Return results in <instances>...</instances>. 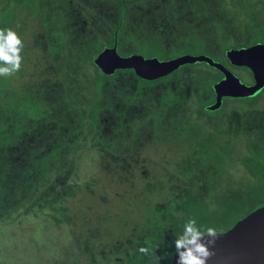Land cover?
Masks as SVG:
<instances>
[{"label":"rangeland","instance_id":"1","mask_svg":"<svg viewBox=\"0 0 264 264\" xmlns=\"http://www.w3.org/2000/svg\"><path fill=\"white\" fill-rule=\"evenodd\" d=\"M17 1L19 3H15L16 5L10 3L9 28L17 32L23 42V62L16 74L0 77V200H7L8 204V201L11 203L27 197L28 201L35 202V206L33 208L29 202L31 207L25 205L24 210L16 208L14 211L10 209L14 205L4 206L0 203V264H69L73 258L79 259L73 243L76 233L82 231L90 235L96 227L100 232L99 248L102 244L108 247L112 241H122L132 230L142 226V215L152 212L159 216L160 213L155 209L161 205H166L164 214L169 213L168 200H173L170 175H176L178 167L185 163L184 161L195 159L201 152L195 143L200 141L197 135L204 128L199 125L178 130L184 125L181 121L182 114L175 118L174 113L169 111L180 108L184 100H189L180 97L183 91L180 89L181 84L175 86L176 91L171 94L173 100L171 95L164 99V110H159L158 113L155 111V116L151 112L158 105L153 100L149 101L150 98H147L145 105L138 103V99L131 101V97L125 100L122 98L130 88L121 80L116 81L113 86L111 82L101 83L98 86V100L94 101L93 98L89 101L81 97L82 95L88 98L89 94L93 95L90 86L94 82L97 69L93 64L95 55H92V51L98 48L100 42L108 41L106 33L113 23L107 28L105 23L111 22V18L112 21L115 20L119 14L118 6L113 2L110 5L109 2L106 4L105 0H82L87 5H94L95 9L91 11L79 0ZM196 1L173 0L170 6L162 7L174 14L175 20L184 28V33H179L180 29L171 31L169 27L168 33H165L164 26L153 28V37L150 39L157 42L136 40L134 46L138 47L132 51H127L126 44H120L118 53L125 56L134 54L146 58L157 57L161 60L168 57L151 54L149 49L169 51L172 53L169 57L203 54L209 47L206 44L209 39V12H219L215 8L217 5L221 6L225 0ZM159 2L161 0H158ZM142 4L144 2L140 5L143 6ZM243 4V0L232 1L234 11L238 13L242 11ZM140 10L135 7L129 15L135 17L141 14ZM151 11L153 15L149 20L157 22L158 18H161L160 13L156 9ZM151 11L144 12L152 13ZM201 12L206 16L202 21L199 18ZM49 13L59 18L54 22L50 21L47 19ZM143 13L138 20L142 31L147 26ZM234 26L238 28L239 22H235ZM128 29H132V26L129 25ZM59 35L61 38L57 40ZM257 35L260 36V33ZM50 37L53 40L56 38L55 40L62 44L57 50L61 51L63 47L66 49L59 63L60 68L64 67L62 72L65 76L43 72L37 81H51L48 80L45 85L34 90L26 83L33 84L36 74L44 68L56 65L54 60L46 55L50 50L44 46L45 40ZM191 37H199L198 42H189ZM251 40L253 38L248 39ZM182 42L186 43L181 44ZM246 43L242 38L233 37L226 43L218 44L224 47ZM73 47H79L84 58H75L77 55L72 50ZM76 66L82 67L75 76H71ZM205 68L197 65L193 69L198 70L187 72L191 75L193 83L199 77L201 84L204 80L212 78L211 74L205 75L200 71ZM232 73L244 84H250L251 77L247 71L232 69ZM70 80L76 82L63 83ZM122 85L124 90L120 88ZM134 89L135 86L130 91L136 94ZM140 92L138 90L137 94ZM77 98L86 106L82 108L84 111L73 109L77 124L66 126V121L72 120V117L67 115L68 101L74 102ZM139 99L144 102V98ZM251 102H258L257 107L264 109V91L259 100L254 99ZM154 104L156 106H152ZM122 105H125L123 111L130 113L129 115H123L120 107ZM239 105L241 104L228 103L226 111L238 108ZM246 116L249 118L250 127L253 128L248 131L262 132L261 126L252 122L249 115ZM227 119L228 125L234 131L241 130L239 119L235 121L233 115H229ZM176 130L182 135H176ZM238 141L241 140L230 141L233 144H229V157L219 162L227 171L221 173L220 183H225L228 175L234 183L252 180L242 163L240 164L247 151L243 143L237 144ZM108 143L115 145L116 153L110 152L114 150ZM104 147L110 151H105ZM209 155L213 154H208L207 157ZM52 159L55 162H51ZM35 160L43 162L41 168L36 167ZM45 162L48 163L46 166ZM9 168L10 177L2 176L4 169ZM13 170L22 171L20 174L23 177L12 176ZM38 172L41 177L39 180ZM35 176L37 179L33 186L32 178ZM11 177H16L20 184L25 186L21 188L19 196L1 188V185L9 188ZM70 185H75L72 189L75 198H60L65 205V222L62 225L59 223V216L53 215L46 208L50 200L56 203L60 196L58 189H66ZM82 258L87 261L84 256Z\"/></svg>","mask_w":264,"mask_h":264},{"label":"trees","instance_id":"2","mask_svg":"<svg viewBox=\"0 0 264 264\" xmlns=\"http://www.w3.org/2000/svg\"><path fill=\"white\" fill-rule=\"evenodd\" d=\"M10 3L16 5L19 1L2 0L0 3V27L9 28L10 26ZM82 57L84 58V56ZM96 74L99 75L98 71ZM73 105H79L80 108L86 106L80 102L69 104L67 115L72 117V120L65 121L66 126L70 127L77 124L75 116L72 114ZM221 112H223L222 109L216 115ZM92 122L94 123V121ZM197 136L200 137V141L195 144H198L196 148L201 152L195 159L184 161L185 163L178 167L176 175H170L173 200L171 198L168 200L169 213L164 214L166 205H161L160 208L155 209L160 213L159 216L152 212L142 215V226L132 230L122 241H112L108 247L102 244L99 248L100 232L96 227L92 229L93 232L90 235H86L82 231L76 233L73 236V243L76 246L79 259L73 258L72 263L69 264H171L175 254L174 240L182 234L183 225L188 219H195L201 230L213 227L218 233L225 232L250 212L264 206V135L257 134L244 139L239 133L235 134L229 127L219 124L216 130L204 128L203 131H199ZM236 139L241 140L248 152L245 159L239 161L252 180L234 183L231 181V176L227 174L225 183H220L221 173L227 172L220 163L230 155L227 144ZM208 154L213 155L207 157ZM51 162H55V160L52 159ZM45 163L46 166L48 163ZM34 164H37V168H41L43 162L35 160ZM36 167L33 168L34 171ZM8 173H10V168L4 169L2 176L10 177ZM20 173L22 171L13 170L11 175L23 177ZM39 175L38 172V180L41 178ZM37 176L32 178L33 186ZM74 186L70 185L61 190L57 187L59 198L56 203L50 200L49 206L46 208L53 215L59 216V223L62 225L65 222V205L62 204L60 198L73 200L75 198L72 190ZM22 187L25 186L21 185L16 177H11L9 188L1 185V188L17 196L21 193ZM0 201H4L0 202L4 206L14 205L10 208L14 211L16 208L24 210L25 205L29 206L30 202L27 197H22L21 200L17 199L11 203L8 201V204H6L7 200ZM30 203L34 208L35 202ZM29 211L31 212L30 208ZM139 247H148L149 254H141L138 251ZM65 256L67 255L65 254ZM82 256L87 261L83 260Z\"/></svg>","mask_w":264,"mask_h":264},{"label":"flooded vegetation","instance_id":"3","mask_svg":"<svg viewBox=\"0 0 264 264\" xmlns=\"http://www.w3.org/2000/svg\"><path fill=\"white\" fill-rule=\"evenodd\" d=\"M79 1L82 2V4H85L82 0H79ZM85 1L92 2L93 0H85ZM232 1L233 0H225L224 3L222 2L223 4H221V6L217 5L215 9L219 10V12H215V11L209 12L208 20L210 23L208 26L209 28L207 29V32H208L207 35L209 39L206 41V44L209 47L203 52V54L201 55H191V54L182 55L181 54L175 57H169L172 55V53H169V51H165L161 49H157V50L149 49L151 54H158V56L159 55L162 57L166 56L168 58L164 60L158 59L157 57H148V58H157L158 61L159 60L165 61V60L179 58L181 56H205V57L210 58L213 62L221 64L225 69H227L231 73H232V69L247 71L251 77L250 84H244L242 80H240L238 77L237 78L244 85L252 86L254 84L252 72L246 67H237V66L232 65L230 61L227 59L226 54L227 52L231 50L247 49L257 44L264 45V0H243L244 1L243 9L239 13L234 11V8L232 6ZM107 2H109L110 5L113 2L116 6H118L117 9L119 11V14L117 18L113 21H112L113 18L108 16V18H111V22L105 23V27L107 28V26L111 23H113V25L109 27L106 33V37L108 38V41L100 42L98 45V48H95V50L92 51L93 52L92 55H95L94 56L95 58L100 52H102L103 50L107 48H112L114 47V45H116V50L118 53L120 44H122V46L126 44L127 51H132L133 49H136L138 47V46H134V42L136 40L145 41L147 43L157 42V40L150 39L153 37V28L159 29L162 26H164L165 33H168V27L171 31H173V29L175 31L180 29L179 33L181 34L184 33L185 31L184 28L180 26L181 23L178 20H175L174 14L170 10L162 8V7L170 6L173 0H161V2L159 3H158V0H105L106 4ZM142 2H144V4H142L143 6L140 5ZM196 2H199V0H197ZM85 5L91 11L95 9L92 3H90V5H87V4ZM98 7L99 9L101 8L100 6ZM135 7H139L141 9L140 10L141 14L135 17H132L129 14H130V11H133L135 9ZM154 9H156L157 12L160 13L161 15V18H158L157 22H155L154 20H149L150 16L153 15V12L151 10H154ZM146 10H149L152 13L144 12ZM142 13L144 17L147 19V26L144 29V31L140 30V27L138 25L139 23L138 20H140L139 18L140 16H142ZM111 15H114V14H111ZM53 17H55V19H53ZM57 18L59 17L52 16L49 13V17L47 19L54 22L55 20H57ZM199 18L202 21L206 19V16L203 15V13L201 12V14L199 15ZM235 22H239L238 28L234 26ZM129 25L132 26V29H128ZM100 32L101 30L99 31V34ZM257 33H260V36H258ZM167 35L168 34H166V37ZM233 37L234 38L237 37L240 39L242 38L246 40L247 43L246 44H233V45H228L224 47L218 44V43L220 44L226 43ZM60 38L61 36L59 35V38H57V40H59ZM249 38H253V40L248 41ZM55 39L56 38H54L53 40V38L50 37L49 39L45 40L44 46L50 50V53L48 52L46 55H48V57H51L56 63V65L53 67L50 66L49 68H44L43 69L44 71L41 70L38 74H36L34 76L35 81H33V84L30 82L26 83L30 88L34 90H37L38 87L45 85L46 82H48V80L51 81V79H47L43 81L41 78H40L41 80L37 81L38 80L37 78L41 77L43 75V72L49 71L51 75L55 74V75H62V77L65 76L64 72H62V69L64 70V67L60 68L59 63L66 49L63 47L61 51L57 50V48H60L59 46L62 44L60 43V41H57ZM168 39L169 37L167 38V40ZM188 40L189 42H198L199 37H191ZM165 41L166 40H164V42ZM162 42L163 40L160 43L162 44ZM185 43L186 42H182L181 44H185ZM214 43H217V44L215 45ZM72 50L76 52L77 56L75 58L81 59L82 56H84V54H82V50L79 47L78 48L73 47ZM118 55L120 54L118 53ZM131 55H134V54H131ZM131 55H126V56L120 55V56L128 57ZM197 65L205 66L206 68L200 71H203L205 75L211 74L212 78H210L209 80H204L203 83L201 84L200 77H199L198 78L199 82L197 83L198 79H196L193 83L191 81L192 79L191 75L187 74V72L190 70H198V69H193ZM54 67L56 69H54ZM81 67L82 66L80 67L76 66V70L71 76H75L76 73L78 72V69ZM57 70H58V73H56ZM211 70H214L216 72L212 73ZM97 71L99 75L97 74L95 75L94 82L90 86V90L93 91V95L89 94L88 98L83 97L81 95V97L84 100L90 101L93 98H94V101L95 99L98 100L99 93H100V91L98 90V86L101 83L104 84L107 81V82H111L113 86L116 81L121 80L123 84H126L130 88L128 91H126L127 93L122 98L125 100L127 97H131L130 98L131 101H135L138 99V103H143V105H145L144 103L147 101V98H150L149 101L153 100L157 102L156 105H158V107L151 112L153 116H155L159 110H164L166 103H164L163 100L169 98V96L176 91L175 86H178L181 84L180 89H183V91L180 93V97L182 99L189 98V100H184V103L180 108H173L169 111V112L174 113L175 118H177L180 114H182L181 121L184 125L183 127L181 125V127H179L178 130L186 126L189 128L192 126H199V125L202 128L216 130V127L219 126V124H222L223 126L229 127L233 133L235 134L239 133V135H241L244 139L250 138L251 136H253L252 134L264 135V109H259L257 107L258 102L256 103L251 102L254 99L259 100L261 98V94L264 91V87L260 91V93L250 98L223 97L221 100V106L219 107V109L214 110V111H209L208 108L213 106L216 103V96L213 90V86L217 84V82H220L221 80H223L224 76L216 68L211 67L207 65L206 63H195V64L183 65L179 69L168 74L167 76H163L161 78L151 80V81L141 79L134 73L133 70H117L112 75H109V76L102 75V73H100L98 69ZM86 81H89V80H86ZM73 82H76V80L74 81L70 80L68 82H63V83L72 84ZM134 86H135L134 91H136V94L130 91L132 88H134ZM77 88L75 90H77ZM120 88L124 90L123 85ZM138 90L141 91L139 94H137ZM139 98H144V102H141ZM171 98L173 100L172 95H171ZM201 99H204V101L202 102ZM77 100L78 98L74 102H79V100L78 101ZM160 101H162V103H160ZM68 103L72 105L73 102L68 101ZM228 103H239L241 105H239L238 108H232L227 112L226 106ZM156 105L154 104L152 106H156ZM78 107L80 106L73 105L72 111L73 109L74 111H77V110L84 111L82 108L79 109ZM120 107H122L121 110L123 111L125 108V105H122ZM221 109L223 112L216 115V113ZM183 110L187 112H183ZM74 111L72 112L73 115H74ZM155 111L157 112L156 114L154 113ZM105 112L107 113L108 111L106 110ZM129 114L130 113L123 111V115H129ZM229 115H233L235 117V121L239 119L241 123V127H242L241 130L234 131L233 128H231L228 125L227 118ZM246 115L250 116L252 122H256L258 126H261L262 132L248 131V129H253V128L250 127V121H249L248 116ZM193 124H196V125H193ZM253 127H257V126H253ZM178 130L175 131L176 135L178 134ZM178 135H182V134H178ZM235 141L233 140V142ZM230 143L232 142H229V144ZM238 143H242V142L238 141L237 144ZM229 144H227V146L230 151L231 147H229ZM108 145L111 146L113 144L108 143ZM121 146L122 145H120V147ZM111 147L114 151H110L109 148L104 147L105 151L108 150L110 152L116 153V147L115 146H111Z\"/></svg>","mask_w":264,"mask_h":264},{"label":"water","instance_id":"4","mask_svg":"<svg viewBox=\"0 0 264 264\" xmlns=\"http://www.w3.org/2000/svg\"><path fill=\"white\" fill-rule=\"evenodd\" d=\"M230 63L237 67L248 68L253 75L254 84L244 85L221 64L205 56H181L179 58L158 61L157 58H144L139 55L122 57L118 55L116 45L100 52L93 64L102 75H112L117 70H133L143 80L151 81L167 76L183 65L206 63L220 71L224 78L213 86L216 103L209 111L219 109L223 97L250 98L256 96L264 87V45H255L247 49L231 50L226 54ZM214 252L207 264H264V206L237 221L225 232H219ZM177 254L171 264H176Z\"/></svg>","mask_w":264,"mask_h":264},{"label":"clouds","instance_id":"5","mask_svg":"<svg viewBox=\"0 0 264 264\" xmlns=\"http://www.w3.org/2000/svg\"><path fill=\"white\" fill-rule=\"evenodd\" d=\"M23 42L11 28L0 27V77H10L19 72L23 57ZM219 234L213 227L204 230L195 219H188L182 234L174 240L177 254L176 264H207L215 255L214 248ZM143 255L149 254L148 247H139Z\"/></svg>","mask_w":264,"mask_h":264}]
</instances>
